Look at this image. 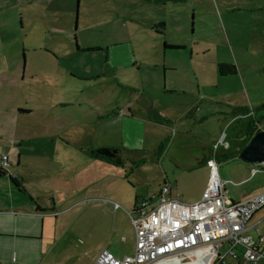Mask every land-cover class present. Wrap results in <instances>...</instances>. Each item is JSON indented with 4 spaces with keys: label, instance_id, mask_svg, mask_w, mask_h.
<instances>
[{
    "label": "crops",
    "instance_id": "crops-1",
    "mask_svg": "<svg viewBox=\"0 0 264 264\" xmlns=\"http://www.w3.org/2000/svg\"><path fill=\"white\" fill-rule=\"evenodd\" d=\"M34 1L41 6L38 17L57 13L58 19L62 17L69 22L68 16L73 14V9H67L66 15L55 9L58 6L51 7L53 0ZM110 2L113 4L105 3L104 6L90 11L91 5L84 6L79 0L75 14L76 21L77 18L79 20L81 12L83 20L92 19L103 24L104 26L98 28L103 34H106L107 24L110 26L111 23H120L124 28L120 32L117 31L118 27L109 28L111 31L108 35L123 40H118L119 42L109 49L102 50L104 51L102 62L100 63L99 59L98 67L88 69L87 72L74 71L73 68L53 70L50 71L48 80L39 79L37 72L31 71L27 76L30 80L28 83L25 82L21 95L18 91L17 96H14L15 91L12 93L10 91L11 88L15 89L12 83L16 78L17 70L13 67L9 70V76L13 79H8L6 85L2 86L0 158L2 154H6L10 164L3 170V174L0 173V264H6L9 262L8 259L11 264L41 262L39 243L44 241L43 225L46 218L56 219L57 216L64 215L72 206L70 203H72L73 195L87 191L91 184L98 182L100 175L93 177L85 175L88 173L86 168L90 164L95 166L112 164L107 161L102 163L103 160H98L96 163L90 161L93 160L87 156L90 149L112 146L120 149L123 163L126 160L131 163L134 161L160 163L169 147L172 126L181 124L182 118L200 119L209 113L208 107L212 108V103L208 102L203 105L204 107L200 106L203 97H201L202 90L199 82H192L188 90L168 84L166 70H172L174 66H165V60L159 61L157 56L158 51L166 49L163 47L165 44L179 46L175 48L178 51L184 52L187 49V42L183 40L186 38L183 30L184 19L190 11L193 18H196V11L198 10L200 14L205 4L209 15L217 25L215 35L211 37L213 48L221 46L233 54V57L216 59L218 75L234 78L237 83L228 98L222 101L218 98L213 99L214 104L224 105L223 107H228V110L231 105L247 106L249 109L247 116L256 118L257 114L253 110L264 102V0H110ZM53 3L58 4L56 0ZM100 8L104 10L99 12ZM172 9L181 11L177 20L178 35L176 33L172 35L170 31H167L173 23L166 13ZM128 22L136 25L137 31L132 27L128 28L126 25ZM226 24L232 27L233 33L229 32ZM243 24L245 26L240 27L244 31L233 30ZM246 24L259 26L247 27ZM221 26L226 37L222 34ZM219 30L220 35H218ZM119 34L124 37L118 36ZM144 38L148 39V46L142 42ZM193 41L189 42V45L193 43L189 46L191 52L194 45H198L201 49L208 43L204 41L196 44V41ZM85 48L89 47H79L80 50L77 51L82 52ZM204 49L206 48H202ZM51 52L58 57L55 51ZM118 55L123 57L114 63L113 60ZM148 56L153 60H150ZM139 61L143 65L141 68L138 67ZM159 64L165 79L163 83L158 74ZM24 65L22 64L21 74ZM145 65L153 66L155 76H144L147 71ZM125 69L126 74L120 75ZM227 69L232 70V73L227 72ZM129 71L144 76L147 83L138 86L134 82L124 81ZM23 82L24 80L20 81L18 90ZM26 89H29L30 93L28 99L24 97V94H27ZM107 89L110 91L107 92ZM122 89L126 90V96L116 93L122 92ZM241 95H243L242 98ZM179 96H181L180 99ZM179 100L184 103L183 107L177 104ZM151 108L166 121L159 123L152 120L148 116ZM36 111L48 113V122H46L48 123L46 126V136L49 137L48 148L36 146L35 149L30 148L27 151L23 139L24 137L32 138L34 135L26 130L25 120ZM241 122L239 125L242 126ZM222 132L220 131L216 137L217 140ZM42 136L43 133L38 134L37 139ZM240 150V146L234 151L224 146L220 152H216V149L207 153L198 152L199 157H195V160L179 163L204 165L205 159L211 154L215 156L217 162H221L239 158ZM124 153L127 158L122 157ZM41 157L48 160H46V163H49L48 174L42 168L31 164L42 163L38 161ZM195 166H190V169ZM9 175L21 179L25 192L11 183ZM207 178L208 175L204 177L202 187L196 195L197 198L192 199L200 198ZM170 188L173 196L183 200L173 192L171 184ZM255 193L257 192L242 195L239 199L231 197L230 199L240 201ZM90 195L94 196H89L87 192L80 202L94 199L99 194ZM45 198L50 199L45 201ZM195 200L190 201L187 198L183 201ZM261 216L264 215L257 218L253 215L250 224L259 221ZM101 247L97 248V255L105 249ZM46 264L57 263L47 262Z\"/></svg>",
    "mask_w": 264,
    "mask_h": 264
},
{
    "label": "rangeland",
    "instance_id": "rangeland-1",
    "mask_svg": "<svg viewBox=\"0 0 264 264\" xmlns=\"http://www.w3.org/2000/svg\"><path fill=\"white\" fill-rule=\"evenodd\" d=\"M53 1L50 4L51 7L58 6L55 9H58L59 12L66 13L67 9H73V14L68 16L69 22L62 17L58 19L57 13L38 17L41 6L36 4L34 0H0V91L8 79H13L9 76V70L13 67L17 70L16 78L12 83L15 89L11 88L10 91L11 93L15 91L14 96H17L18 91L21 95L25 82L28 83L30 80L27 76L31 71H36L39 79L47 80L50 71L53 70L73 68L74 71L87 72L88 69L91 70L95 66H99V59L100 63L102 62L104 53L102 50H107L119 42L118 40H123L108 35L111 31L109 28L118 27V32L123 31L124 28L120 23H111L110 26L107 24L106 34H103L98 28L104 25L99 24L97 20H83L81 12L79 20L77 18L76 21L75 14L79 0H56L58 4L53 3ZM80 2L84 6L91 5L90 11L104 6L105 3H112L110 0H80ZM202 8L200 14H198V10L196 11V18H193L192 11H190L187 18L184 19L183 32L186 40H183L187 42V49H184L183 52V50L166 48L163 50L164 52L158 51L157 56L159 61L165 60V66H174V69L166 70L168 84L171 83L179 89L188 90L194 82H199L202 90L201 97H203L200 106L204 107L203 105L209 102L212 103L213 107H208L209 113H204L206 116L200 119L185 117L182 118L181 124L172 126L169 147L160 163H131L126 160L122 166L107 163L101 166L90 164L86 168L88 173L85 175L88 177L100 175L98 182L91 184L87 191L73 195L72 203H70L72 206L64 215L57 216L56 219L46 218L43 225L44 241L39 243L41 262L38 264H46L47 262L94 264L99 246L109 249L116 255L130 251L132 235L126 210L131 208L134 198L151 197L165 181L171 184L173 192L183 200H187V198L190 201L195 200L202 187L204 177L208 175V167L205 164L179 162L195 160V157H199L197 156L198 152L207 153L213 149L214 143L217 144L216 152H220L224 146L234 151L238 146L243 147L247 144L255 132L264 129V121H262L260 123L253 122L251 130H247L250 115L244 119L240 116L235 119L228 107L224 108V105L214 104L213 99L218 98L222 101L230 96L237 80L231 77H220L217 73L216 59L222 60L233 57V54L221 46L213 48L214 44L211 37L215 35L217 25L213 22L205 4ZM103 10L100 8L99 12ZM180 12V10L172 9L166 13V16L173 23L167 29L172 35L179 34L177 33V20ZM126 25L128 28L132 27L137 31L136 25L129 22ZM226 26L229 32L233 33L232 27L230 28L228 24ZM240 26L245 25H238V27ZM246 26L257 27L259 25L246 24ZM237 28L233 30L235 32L244 31L242 27ZM221 31L225 35L222 26ZM193 32H195L194 35ZM120 34L118 36H121ZM220 34L219 30L218 35ZM142 40L144 44H147L146 46L149 45L148 39ZM193 40L196 41V44L208 42L205 47H202L206 49L202 50V48L199 49L198 45H194L191 52L189 46L194 43ZM190 41L193 43L189 45ZM130 42L134 43L135 41ZM76 45L80 48L95 47L96 49L79 52L75 49ZM51 51H55L58 57ZM236 56L238 57L237 52ZM122 57V55H118L113 60L114 63L121 60ZM149 59L153 60L152 57ZM138 63L140 64L138 67L141 68L143 66L141 61ZM22 64L25 65L21 74ZM146 70L144 76H155L153 66H146ZM162 71L161 64H159L158 74L163 83ZM125 74L126 69L120 73V75ZM23 76L25 77L23 78ZM144 76L129 71L124 81L134 82L140 86L147 83ZM22 79L24 82L18 90ZM26 91L27 94H24V97L28 99L30 97L29 89ZM109 91L110 89H107V92ZM121 91L116 93L126 96V90L122 89ZM177 104L180 107L184 106L180 100ZM255 114H257V119L264 117V109L258 111L256 108ZM25 121L26 130L34 135L32 138L24 137L23 144L26 150L35 149L36 146L39 148L47 146L48 148L49 137L46 136L48 113L36 111ZM239 122L242 123V126L239 125ZM243 130H247L245 137H243ZM220 131L226 133L222 141L216 139ZM40 133H43V136L37 139ZM87 156H90L89 152ZM122 157L127 158V155L124 153ZM89 158L93 159L90 161L98 162L96 158L91 156ZM46 160V158L41 157L38 158V161L42 163L31 164L42 168L48 174L49 163H46ZM194 165H196L195 168L190 169V166ZM262 167H264V163H248L240 158L218 162L219 175L225 181L224 188L228 197L239 199L248 193L264 191V169ZM87 192L89 196H94L90 194L99 195L94 199H86L80 202ZM49 199L45 198V201ZM115 203L118 204V207H115ZM260 215H264V207L254 214V218ZM261 231L264 233L263 225H261ZM19 253L21 252L19 251ZM8 261L6 264H11L10 259ZM258 264H264V262L260 261Z\"/></svg>",
    "mask_w": 264,
    "mask_h": 264
},
{
    "label": "built area",
    "instance_id": "built-area-1",
    "mask_svg": "<svg viewBox=\"0 0 264 264\" xmlns=\"http://www.w3.org/2000/svg\"><path fill=\"white\" fill-rule=\"evenodd\" d=\"M224 136L222 132L218 139L222 141ZM216 147L214 144L213 149ZM204 163L208 178L199 199L185 202L171 194L169 182H163L153 196L137 199L126 210L131 250L116 255L103 249L94 264L264 262V233L260 227L264 216L250 224L252 216L264 207V191L233 201L225 193L215 156L211 154ZM9 164L7 155L2 154L0 168L4 170Z\"/></svg>",
    "mask_w": 264,
    "mask_h": 264
},
{
    "label": "trees",
    "instance_id": "trees-1",
    "mask_svg": "<svg viewBox=\"0 0 264 264\" xmlns=\"http://www.w3.org/2000/svg\"><path fill=\"white\" fill-rule=\"evenodd\" d=\"M74 38H75V36H74ZM163 47L164 48H169V49L179 48V46L167 45V44H165ZM75 49L76 50H80L78 45H76ZM94 49H96V48L95 47H89V48H85L83 50L85 51V50H94ZM227 72L232 73V70L227 69ZM256 108H257L258 111H259V109H261V110L264 109V102L261 103V104H259ZM255 109L253 111H255ZM229 111L233 115V117H236V116H244V117H246L247 114L249 113V109H248L247 106H239V105H231L229 107ZM148 116L152 120H154L156 122H159V123H162V122H165L166 121V119H164L153 108L149 109ZM262 121H264V117L263 116L260 119H257V117L256 118L255 117H250V120L248 121V123H249L248 124L249 130H251V126H252L253 122L254 123L255 122L260 123ZM225 135H226V133H225ZM245 145H243V147ZM243 147H241V150H242ZM89 155L91 157H93V158L98 159V160H103V161L110 162L113 165H117V166H122L123 165V159L120 156V149L117 148V147H112V146H101V147H97V148H94V149H90ZM133 163H138V162H135L134 161ZM255 164H257V163H255ZM134 165H136V164H134ZM262 169H264V168L262 167ZM0 173L1 174L4 173V171L1 168H0ZM9 179H10L11 183L14 184L20 191H24L25 192L24 186L21 183V179H16V177L11 176V175H9ZM136 201H137V199L135 198L133 204H135Z\"/></svg>",
    "mask_w": 264,
    "mask_h": 264
},
{
    "label": "water",
    "instance_id": "water-1",
    "mask_svg": "<svg viewBox=\"0 0 264 264\" xmlns=\"http://www.w3.org/2000/svg\"><path fill=\"white\" fill-rule=\"evenodd\" d=\"M239 158L250 163H264V129L252 135L239 152Z\"/></svg>",
    "mask_w": 264,
    "mask_h": 264
},
{
    "label": "flooded vegetation",
    "instance_id": "flooded-vegetation-1",
    "mask_svg": "<svg viewBox=\"0 0 264 264\" xmlns=\"http://www.w3.org/2000/svg\"><path fill=\"white\" fill-rule=\"evenodd\" d=\"M247 130H249V127L247 128ZM247 130H243V132H244V136L243 137H245L246 135H247Z\"/></svg>",
    "mask_w": 264,
    "mask_h": 264
},
{
    "label": "bare ground",
    "instance_id": "bare-ground-1",
    "mask_svg": "<svg viewBox=\"0 0 264 264\" xmlns=\"http://www.w3.org/2000/svg\"><path fill=\"white\" fill-rule=\"evenodd\" d=\"M223 139H224V137H223ZM223 139H222V140H223Z\"/></svg>",
    "mask_w": 264,
    "mask_h": 264
}]
</instances>
